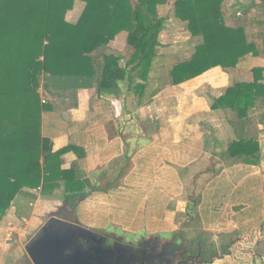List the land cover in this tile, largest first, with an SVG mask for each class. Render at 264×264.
Here are the masks:
<instances>
[{
	"label": "crops",
	"instance_id": "obj_1",
	"mask_svg": "<svg viewBox=\"0 0 264 264\" xmlns=\"http://www.w3.org/2000/svg\"><path fill=\"white\" fill-rule=\"evenodd\" d=\"M224 1L225 7H229V1ZM77 3L76 9L68 13L70 20H76L84 7L83 2ZM252 5L259 7L254 0L249 3L235 0L230 4L231 10L226 8L227 22L244 25L249 40L257 43L259 49V55L246 56L235 68L216 66L178 85L164 86L160 80L158 85V79L154 80L142 100L125 81L111 92H100L94 87L52 96L41 88L42 102L47 94L48 102L54 105L52 111L43 112V136L52 141L53 151L70 147L62 156V168H74L75 181L85 190L81 195L77 193L75 202L69 199L74 193L59 191L53 196H43L40 190H22L0 223V264H33L26 247L49 221L55 211L53 205L60 209L68 202L70 210L77 202L71 214L74 221L89 229H98L96 232L101 235L113 234L105 230L110 222L116 224L112 220L113 211L101 216L102 207L85 208L84 197L89 191L93 198L102 192L110 200L120 196L116 194L120 190L124 197H129L133 196V187L173 190L165 199L159 197L161 193L156 195L152 202L157 204H166L175 198L178 203L187 199L188 205H198L202 194L203 203L206 199L212 202L215 196L209 193L216 189L219 192L227 182L226 190L215 201L226 206V217L218 220L219 232L228 237L248 235L250 243H261L264 236V103L251 112L250 121L245 123V128L256 129L260 148V162L256 165L238 158L223 162L222 154L242 133V121L232 110L212 109L213 100L222 96L229 86L238 81H252V69L264 68V18L250 19ZM123 38L118 35L107 52L126 57L125 51L117 52L128 46L126 36L124 45L119 41ZM189 38L193 44L197 43V38L190 34ZM160 39L164 43L162 34ZM163 167L171 178L156 175L163 172ZM148 172L153 173L150 179ZM47 215L49 219L45 223ZM201 220L205 224L207 219ZM121 225L133 232L144 230ZM14 233L17 237L10 239ZM263 258L262 254L255 253L253 264Z\"/></svg>",
	"mask_w": 264,
	"mask_h": 264
},
{
	"label": "trees",
	"instance_id": "obj_2",
	"mask_svg": "<svg viewBox=\"0 0 264 264\" xmlns=\"http://www.w3.org/2000/svg\"><path fill=\"white\" fill-rule=\"evenodd\" d=\"M77 1L84 7L70 20L68 13ZM169 1L0 0V223L22 190H40L43 196L74 193L69 195L73 202L85 190L75 181L74 168H62V156L70 147L53 151L52 141L43 136V112L54 105L42 102L40 89L52 96L94 87L111 92L125 81L142 100L163 61L160 36L167 18L159 10ZM260 9L264 13V0ZM174 16L197 43L188 58L173 65L164 86L216 66L235 68L246 56L259 55L245 26L227 22L224 0H174ZM122 32L132 49L125 66L123 56L107 52ZM252 71V81L234 83L212 103L213 110H232L242 121L240 137L222 154L224 163L235 158L251 165L260 162L256 129L245 128V123L264 103V68Z\"/></svg>",
	"mask_w": 264,
	"mask_h": 264
},
{
	"label": "rangeland",
	"instance_id": "obj_3",
	"mask_svg": "<svg viewBox=\"0 0 264 264\" xmlns=\"http://www.w3.org/2000/svg\"><path fill=\"white\" fill-rule=\"evenodd\" d=\"M228 1L229 7L226 8L229 11V9L231 10L230 4L234 3L235 0ZM244 1L246 3L250 2V0ZM254 1L257 2L259 7L262 5V0ZM80 3L81 2L78 1L77 5H80ZM259 7L252 5L254 10H250L248 13L250 19L264 18V13L259 10ZM159 13L160 16L166 17L167 21L165 30L162 32V38L165 44V47L161 49L162 55H164L162 56L163 61L157 65V68L154 71V77L155 80L158 79V81H156L158 85H160L159 80L165 84L170 82V69L175 63L188 58L192 52L191 48L189 49V47H193V43L189 38L186 24L175 19L174 0L169 1L166 5L160 7ZM250 31H253V29ZM119 35H122V37L125 38L126 33L122 32ZM124 38L119 40L123 45ZM188 42H190V44L187 47L185 43ZM181 43H184L183 46ZM125 47H127L125 50L122 49V51H117L121 54L123 51H125L126 57H124L121 63H125L130 58L132 52L130 47L126 45ZM180 50H182V52H180ZM45 100L46 102L49 100L47 94H45ZM171 111H173V109L170 107L169 112ZM164 164V167H167L165 162ZM157 167L161 168V166ZM164 167L163 172L157 173L156 175H162L163 178H171V175H169L170 173ZM152 174L153 173L148 172L149 176L147 175V178L150 179ZM226 184L227 182H225L222 187L219 188V192L216 189L215 191L212 190L209 193L210 195L213 194L215 196L213 197L214 199H212V202L210 201L211 199H208V202L206 199V203H203L202 200H204V195L202 194V198L200 199L198 205L190 202L191 198L189 199V203H192L193 205H188V200L184 198V200L180 201L179 203L178 200L174 201L175 198L174 200H169V203L166 204L154 203L152 200L156 199V195L161 193L159 197L165 199L167 195H172L173 190L165 188H163V190L161 187H159V191H156L157 188H152L149 186L148 188L140 189L133 187V196L129 197H124L125 194L123 192L121 193L120 190V192L116 193L120 196L115 195L114 197H111L110 200L106 199L107 194L102 192L100 194L97 193V197L94 196L93 198L92 192L89 191L84 197L86 201L84 206L85 208L101 206V216L106 215L108 211H113L114 218L112 220H114L116 224L114 222H110L108 227L105 228L106 232L113 233L111 235H118V237H122L123 240L128 243L137 242L143 237L148 240L152 238H158L163 245H168L169 243L172 244V246L175 248V251L177 253L179 252L177 254L179 257L188 259V255H190L189 261L187 260L188 264H193L192 259H197L199 261L195 264H205L204 261H211L209 264H253L255 263V253H259L264 256V237H262L261 243L252 244L249 242L251 238L248 235L243 236L242 234L241 236L239 235L237 237H228L222 235V233L219 232L220 230L217 225L219 222L218 220L221 219V217H226V206L215 201L220 199L222 190H226ZM109 190L110 189L107 191L110 192ZM92 191L95 190L93 189ZM139 193L143 194L137 197L136 195ZM122 194L123 197H121ZM76 203H74L73 206ZM53 207L55 208V211L59 210L56 205H53ZM168 212L170 213L168 214ZM202 218L207 219L205 224H203L201 220ZM48 219L49 215H47L45 223L48 221ZM199 220L201 223H199ZM101 223L105 224L103 221H101ZM121 224L131 225L130 228L133 230H144L136 232L125 230L122 228ZM91 229L99 232V230L96 228L92 227ZM101 232L104 231L101 230ZM36 233L37 232H35L34 235ZM39 233L40 231L38 234ZM15 235V233L11 235L10 239L17 237V235ZM34 235H32V237ZM35 236L37 237L38 235ZM232 241L235 242H233L230 247L226 246L231 244ZM241 242L243 243V246ZM225 248L227 249L225 250ZM227 252L228 254H224ZM214 254H218L219 257L212 258V255ZM177 263L178 260L174 261V264ZM256 264H264V258Z\"/></svg>",
	"mask_w": 264,
	"mask_h": 264
},
{
	"label": "water",
	"instance_id": "obj_4",
	"mask_svg": "<svg viewBox=\"0 0 264 264\" xmlns=\"http://www.w3.org/2000/svg\"><path fill=\"white\" fill-rule=\"evenodd\" d=\"M68 205L65 202L59 210L51 213L49 221L42 226L38 236L27 245L26 249L33 264L124 263L129 247L133 245L116 243L114 247L105 246L106 235H101L78 221L68 220V214H73L77 206L75 204L68 213L63 212ZM98 237L96 246L86 248L82 245L88 238ZM119 240L123 238L119 237Z\"/></svg>",
	"mask_w": 264,
	"mask_h": 264
},
{
	"label": "flooded vegetation",
	"instance_id": "obj_5",
	"mask_svg": "<svg viewBox=\"0 0 264 264\" xmlns=\"http://www.w3.org/2000/svg\"><path fill=\"white\" fill-rule=\"evenodd\" d=\"M69 209L66 208L63 212L68 213ZM71 214H68V220L74 221L71 217ZM106 234V233H105ZM107 239L105 240V246L114 247L116 243L123 244L127 246L128 242L124 240H119L117 235H109L106 234ZM99 237L96 239L88 238V240L82 242V245L86 248L91 246H96L98 244ZM133 247H129L130 250L125 257L124 263L119 264H174V261L178 260L177 264H188L190 255H188V259L183 257H179L175 248L172 244L163 245L161 244L158 238H152L150 240L143 237L141 240L137 242L131 243ZM132 253V256L130 254ZM178 256V257H177ZM127 259V260H126ZM199 262L197 259H192V263L195 264ZM116 264V263H110Z\"/></svg>",
	"mask_w": 264,
	"mask_h": 264
},
{
	"label": "built area",
	"instance_id": "obj_6",
	"mask_svg": "<svg viewBox=\"0 0 264 264\" xmlns=\"http://www.w3.org/2000/svg\"><path fill=\"white\" fill-rule=\"evenodd\" d=\"M43 102H44V103H46V100H45V99H43Z\"/></svg>",
	"mask_w": 264,
	"mask_h": 264
}]
</instances>
